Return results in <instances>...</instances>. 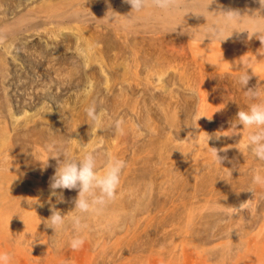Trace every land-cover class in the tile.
I'll use <instances>...</instances> for the list:
<instances>
[{"label":"rangeland","instance_id":"374dc122","mask_svg":"<svg viewBox=\"0 0 264 264\" xmlns=\"http://www.w3.org/2000/svg\"><path fill=\"white\" fill-rule=\"evenodd\" d=\"M229 9L244 15L225 36L236 31L205 38ZM130 12L125 0H0V253L7 264H264V184L253 182L264 161L251 130L231 128L260 102L239 84V62L251 61L247 87L264 90V44L251 32L264 9L178 0ZM52 140L77 159L95 150L98 174L109 156L126 161L98 214L74 209L76 190L51 195ZM54 209L65 215L56 232ZM76 235L84 244L73 249Z\"/></svg>","mask_w":264,"mask_h":264},{"label":"clouds","instance_id":"9594fccd","mask_svg":"<svg viewBox=\"0 0 264 264\" xmlns=\"http://www.w3.org/2000/svg\"><path fill=\"white\" fill-rule=\"evenodd\" d=\"M125 2L131 5L130 13H139L149 4L165 12L178 6V0H125ZM258 2L261 8L264 9V0H258ZM219 13L222 14L220 18L210 24L204 32L205 38L207 37L210 41L219 40L223 42L228 39L236 30H233L230 36H225V33L228 29L232 28L233 25L240 23L244 17L239 11L232 9L220 11ZM252 16L253 15L250 17ZM132 23L133 18L128 16L126 26H130ZM243 31H247L249 34V29L237 32ZM251 32L252 35L259 34L258 39L264 44V23L254 19L252 21ZM239 64H242V68L239 70L241 74L238 77V82L243 89H247L245 91L246 97L251 101L260 102H253L249 105L247 110H240L235 120L231 123V128L237 130V126L242 125L243 128L250 129L251 131L247 138L248 147L257 160L264 161V100H261V97L264 96V90H262L259 85L254 88L247 87L251 79L248 72V69H252L251 61H241ZM86 114L93 123L99 124V117L94 104L86 109ZM121 125L122 121L117 120L115 122V127L120 132H122ZM235 133L236 131L233 132V134ZM209 139L210 137L207 143ZM45 148L49 153L47 162L49 158L57 162L55 173L50 178L49 187L51 195L55 196L58 201L63 200V190H76L78 195L74 201V209L81 214L90 212L98 214L116 199L120 186L121 174L126 167V161L109 156L103 162V174H98L97 169L100 162L95 150L89 151L85 153L82 158L77 159L71 157L66 149V145L59 141L52 140ZM212 149V155L215 161L222 165V161L225 158L218 154L216 148ZM61 157H63L62 160L60 159ZM47 162L44 164L45 167H47ZM253 182L255 184H264V179L257 174L253 177ZM57 190H60L59 193ZM47 221H49V223L46 225L56 232L63 228L65 224V215L54 209ZM72 223L74 229L78 233L83 227L82 216H74ZM83 244L84 239L79 235L74 236L70 241V246L73 249H78ZM9 260V255L0 253V264H7Z\"/></svg>","mask_w":264,"mask_h":264}]
</instances>
